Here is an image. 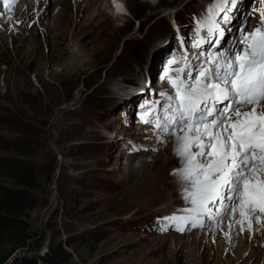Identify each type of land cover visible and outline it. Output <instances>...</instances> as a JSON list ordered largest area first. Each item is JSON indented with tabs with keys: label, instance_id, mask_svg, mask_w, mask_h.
Segmentation results:
<instances>
[{
	"label": "rangeland",
	"instance_id": "rangeland-1",
	"mask_svg": "<svg viewBox=\"0 0 264 264\" xmlns=\"http://www.w3.org/2000/svg\"><path fill=\"white\" fill-rule=\"evenodd\" d=\"M75 1L70 0L74 13ZM81 1L84 16L92 15L95 10L87 12L91 3ZM48 2L42 0L40 8ZM50 2L48 19L63 7ZM97 2L103 5L107 28L104 38H95L99 48L85 50L90 41L72 40L73 33L67 38L74 43L65 41L74 51L83 48L77 67H66L74 62L66 59L67 53L51 56L42 28L17 34L11 29L0 38V185H12L1 164L18 154L15 144L24 148L28 155L23 159L41 183L29 219L41 246L17 251L9 264L26 254L46 255L59 245L70 254L67 264H264V224L254 223L251 231L245 225L243 232L236 225L230 231L231 217L220 227L204 218V227L189 222L178 231L164 219L185 215L180 210L191 206L183 199L184 185L173 175L182 165L163 173L175 138L144 123L136 102L145 93L157 96L169 90L167 84L158 90L157 83L165 69L183 66L168 64L174 56L191 59L196 53L231 49L243 32L260 26L264 0H237L219 48L203 40L200 48L192 47L198 21L214 0H131L123 17L106 1ZM72 16L70 27L76 22ZM10 22L21 26L19 19ZM200 37L210 39L206 28H200ZM180 44H187L186 52ZM39 45H44L42 51ZM152 96L141 101H153ZM138 122L145 126L139 128ZM23 142L27 144L21 146Z\"/></svg>",
	"mask_w": 264,
	"mask_h": 264
},
{
	"label": "snow or ice",
	"instance_id": "snow-or-ice-1",
	"mask_svg": "<svg viewBox=\"0 0 264 264\" xmlns=\"http://www.w3.org/2000/svg\"><path fill=\"white\" fill-rule=\"evenodd\" d=\"M236 2L214 0L198 21L193 48H200L201 40L221 46L222 25L230 21L228 12ZM3 4L9 9V0ZM201 27L210 39L200 37ZM174 63L183 66L165 69L169 90L160 93L164 104L159 110L153 105L154 120L144 119L175 137L174 154L182 167L173 175L191 205L180 210L185 215L164 219L184 231L189 222L204 227L207 218L220 227L231 217L230 231L236 225L241 232L245 225L251 231L254 223L264 224V13L260 26L243 32L231 49L208 54L207 67L194 69L187 55L168 61Z\"/></svg>",
	"mask_w": 264,
	"mask_h": 264
},
{
	"label": "bare ground",
	"instance_id": "bare-ground-1",
	"mask_svg": "<svg viewBox=\"0 0 264 264\" xmlns=\"http://www.w3.org/2000/svg\"><path fill=\"white\" fill-rule=\"evenodd\" d=\"M1 1L3 2V0H1ZM50 1L51 0H49V2L47 3L46 8L42 10L40 8L41 4H42V0H15L16 5L15 4L13 5L11 0H9L10 7H9V9H6V12H5V8H3L4 4L0 3V38L2 39V37L4 35H8V33L10 34L11 29H13L14 32L17 34L19 31L23 32L25 29H26V31L32 30L34 33H36L39 29L42 28V31L44 32L45 37H46V43L51 45V54H52L51 56H53V55L55 56V53L58 51L64 52L65 54L67 53L66 59H70L74 62L69 63L68 65H66V67H71V68L77 67L80 64L79 53H82L81 50L83 48L78 47L77 48L78 51H74L72 44H67V43L65 44V41L69 40L67 38V35L69 36V33H73V34H71V39L72 40L78 39V41L80 43L90 41L87 49L85 47V50L93 52L98 47V43H97L98 41L95 42V38L100 39V38H104V36H106L105 32H106L107 28H106V24H105V18H103L104 17V15H103L104 11H102L103 5L100 4L101 1H99L100 2L99 3V2H97V0H88V2L91 3V7L88 8L87 12H90V10H92V11L95 10V12H94L95 14L93 13L92 15L89 14L87 16H84L85 15V9H84V3L82 1L81 2H80V0L75 1L76 5H78V7L74 6V7H76V9H75L76 11L74 13V10L71 9V7L73 8V4H71L70 0H56V3H57L56 7L58 5L62 4L63 5L62 10L59 13H57V15L55 17L48 19V14H49L50 10L52 9V2H50ZM102 1H106L107 6L113 7L111 0H102ZM129 3H131V0H124V5L126 8L128 7ZM18 4H20V8L17 7ZM24 4H26V5L24 6ZM44 4H46V3H44ZM119 5H122V3H119ZM73 14H76V22H75V19L73 18L74 19L73 20L74 25L70 27L69 24H67V21H69L73 17L72 16ZM70 15H71V18H70ZM118 15L119 16L121 15V17H123L125 14L123 13V14H118ZM10 18H13L15 20V22H17V19H19L21 26H19V27L14 26L10 22ZM69 22L71 23L72 19ZM256 27H257V25H254V28H256ZM176 30H177V28H176ZM11 34H13V33H11ZM54 40H58L59 42H61L60 44H63V46L62 45L59 46L58 44L56 45V43H54ZM0 41L2 44V40H0ZM35 41L38 42V38H35ZM72 42L73 41H70L69 43H72ZM223 42H224V40L221 42V44H223ZM26 45L28 46L29 43H27ZM26 45L22 44V48H25L26 53L31 52V50L28 51V48ZM43 46L39 45V50L42 51ZM180 46H181V49L183 51H185V52L187 51V44H185L184 46H182L180 44ZM189 55H191V54H189ZM93 57H96V54H93ZM198 57H199V54L196 53L194 55V59H197ZM24 59H25V57H24ZM24 59H22V60H24ZM24 61H26V60H24ZM36 61L37 60L33 61L34 65L36 64ZM165 84H166V82L162 81V79H161V83H157L159 88L161 86L164 87ZM151 93H152V91H151ZM151 93L149 95L147 93H145V95L141 98L151 96ZM141 98H138L136 100V102H138V101L141 102ZM153 105L154 104L149 106V109H151ZM139 106H140V104H139ZM137 110L142 112L143 110H145V107H143V108L139 107ZM137 124H138L139 128H142V126H145V125H142L141 122H138ZM152 129H153V127H152ZM172 147H171V154L169 155V157H170L169 163L165 168H162L163 173L165 172V170L167 168H169V166H171L173 164H181L180 159L174 154ZM175 147H176V142H175ZM160 177H163V175ZM179 182H181V181L179 180Z\"/></svg>",
	"mask_w": 264,
	"mask_h": 264
},
{
	"label": "trees",
	"instance_id": "trees-1",
	"mask_svg": "<svg viewBox=\"0 0 264 264\" xmlns=\"http://www.w3.org/2000/svg\"><path fill=\"white\" fill-rule=\"evenodd\" d=\"M22 126L29 128L31 125L23 123ZM23 144L27 143L23 142L21 146ZM22 149L15 144L13 151L18 154L5 158L1 164L2 175L12 185H0V264H9L17 251H36L41 246L29 223L30 215L39 203L36 192L41 189V183L36 170L23 159L28 154ZM69 256L62 245L51 246L46 255L26 254L11 264H67Z\"/></svg>",
	"mask_w": 264,
	"mask_h": 264
},
{
	"label": "clouds",
	"instance_id": "clouds-1",
	"mask_svg": "<svg viewBox=\"0 0 264 264\" xmlns=\"http://www.w3.org/2000/svg\"><path fill=\"white\" fill-rule=\"evenodd\" d=\"M113 6V5H112ZM113 9H114V7H113ZM124 9H125V6H124ZM114 13H115V11H114ZM118 15V14H117Z\"/></svg>",
	"mask_w": 264,
	"mask_h": 264
}]
</instances>
